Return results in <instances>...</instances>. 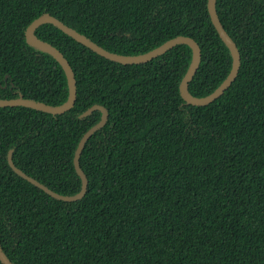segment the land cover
I'll use <instances>...</instances> for the list:
<instances>
[{
	"label": "trees",
	"instance_id": "trees-1",
	"mask_svg": "<svg viewBox=\"0 0 264 264\" xmlns=\"http://www.w3.org/2000/svg\"><path fill=\"white\" fill-rule=\"evenodd\" d=\"M209 0H0V100L49 106L69 99L67 75L26 31L50 15L106 51L151 52L183 36L202 57L189 92L213 94L233 66ZM241 55L237 78L204 106L180 85L193 50L180 44L142 64L104 58L51 23L36 35L69 62L73 108L53 115L0 107V244L12 264H264V0H217ZM106 124L86 142L80 192L74 158L99 110ZM0 264H3L0 260Z\"/></svg>",
	"mask_w": 264,
	"mask_h": 264
},
{
	"label": "water",
	"instance_id": "water-1",
	"mask_svg": "<svg viewBox=\"0 0 264 264\" xmlns=\"http://www.w3.org/2000/svg\"><path fill=\"white\" fill-rule=\"evenodd\" d=\"M216 2H217V0H209V3H208L209 13H210V16L212 18L213 24L216 27L220 37L222 38V40L225 42V44L231 50V53L233 56V66H232V69H231L229 76L223 82V84L213 94H211L205 98L194 97L189 92V84L199 69V66L201 63V57H202L200 46L193 39L180 36V37L174 38V39L166 42L165 44H163L159 48H157L151 52H148L146 54L137 55V56H123V55H118V54H114V53H111L109 51H106L105 49L96 45L95 43H93L91 40H89L85 36L79 34L75 30H73L70 27H68L67 25H65L63 22H61L57 18L50 16V15H44V16H41L40 18L36 19L28 27V29L26 31V40L34 48H37L39 50L45 51V52L53 55L54 58L57 59L58 62L62 65V67L65 70V73L67 75V79H68L69 99L65 104H63L61 106L53 107V106H49V105H46V104L41 103V102H37L35 100L20 97L18 99L0 100V107L23 106V107H29V108H33V109H36L39 111H43L46 113H50L53 115H59V114H64L65 112L71 110L73 108V106L75 105L76 98H77V85H76L75 74H74L69 62L67 61V59L61 54V52L57 48H55L51 44L39 39L35 33L36 30L41 25L46 24V23H51V24L55 25L56 27L61 29L63 32H65L66 34H68L69 36H71L72 38L77 40L78 42L82 43L83 45L87 46L91 50L95 51L99 55L103 56L104 58L111 60V61H114V62H117V63H121V64H142V63H146V62H149V61L165 54L166 52L173 49L177 45L186 44V45L190 46L193 50V61H192V64H191L188 72L186 73L185 77L183 78V80L181 82V85H180L181 95L187 103L194 105V106H204V105L210 104L211 102H213L216 99H218L219 97H221L230 88V86L233 84V82L237 78V75L239 73L240 66H241L240 52L237 48V45L233 41V39L225 31L223 25L220 22V19L218 17L217 10H216ZM95 110L101 111V113H102L101 120L95 126L90 128L85 133V135L83 136V138L81 139V141L79 143V146L77 148L75 158H74V165H75L76 172L82 180V188H81L79 193H77L73 196H64V195H61V194H58V193L52 191L51 189H49L45 185L41 184L39 181L28 176L27 174H25L23 171H21L20 169H18L15 166V164L13 162V158H12V151H10L9 156H8V161H9L10 167L15 171V173H17L18 175H20L21 177H23L25 180L29 181L33 185L44 190L47 194H49L50 196H52L55 199L62 200V201H68V202L82 199L85 196L86 191H87L88 179H87V176L85 175L84 171L82 170V168L80 166V156H81L82 150H83L86 142L89 140V138L97 130L102 128L106 124L107 119H108L107 109L105 107L99 106V105H95L92 108H90L89 110H87L82 115V117L91 114ZM0 260L3 264H12V262L9 260V258L4 253V251L1 247V244H0Z\"/></svg>",
	"mask_w": 264,
	"mask_h": 264
}]
</instances>
